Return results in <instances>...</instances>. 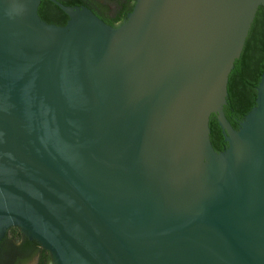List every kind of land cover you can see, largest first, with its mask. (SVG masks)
I'll list each match as a JSON object with an SVG mask.
<instances>
[{
    "label": "water",
    "instance_id": "1",
    "mask_svg": "<svg viewBox=\"0 0 264 264\" xmlns=\"http://www.w3.org/2000/svg\"><path fill=\"white\" fill-rule=\"evenodd\" d=\"M0 0V242L51 264H264V71L239 130L229 77L264 0ZM228 147L218 152L210 119Z\"/></svg>",
    "mask_w": 264,
    "mask_h": 264
},
{
    "label": "trees",
    "instance_id": "2",
    "mask_svg": "<svg viewBox=\"0 0 264 264\" xmlns=\"http://www.w3.org/2000/svg\"><path fill=\"white\" fill-rule=\"evenodd\" d=\"M62 1V0H61ZM75 0L62 1L65 5H74ZM132 8L120 11L114 20H106L111 26L116 27L117 22L126 19V14ZM40 17L50 24L65 26L69 16L50 0H42L39 7ZM264 71V7H260L255 21L250 30L242 55L235 62V67L229 77L227 104L225 115L231 122L235 119H243L255 107L257 88ZM211 140L218 152L227 149L224 142L221 127L215 115L210 119ZM0 245H40L35 240H30L19 228L10 229ZM52 257L49 251L44 250L40 255L38 264H51Z\"/></svg>",
    "mask_w": 264,
    "mask_h": 264
},
{
    "label": "flooded vegetation",
    "instance_id": "3",
    "mask_svg": "<svg viewBox=\"0 0 264 264\" xmlns=\"http://www.w3.org/2000/svg\"><path fill=\"white\" fill-rule=\"evenodd\" d=\"M57 1L64 4L62 1H71V0H62V1L57 0ZM75 2L76 4L74 5H66V6L87 7L104 22H106V20H114L120 14V11H123L125 9V7L126 9L132 8L133 11L134 6L136 4V0H75L74 3ZM55 5L58 6L57 4ZM131 12H128L126 14V19L122 20L121 22H117L118 23L117 26L125 22L127 20L128 15ZM215 117L217 118L216 115ZM244 119L245 118L243 119L237 118L233 120V122L229 120L228 121L232 124V126L236 130H239L241 127V123L244 121ZM222 135H223V131H222ZM225 141L226 140L224 137V142ZM44 250L45 249L41 245H0V264H38L40 261V255L44 253Z\"/></svg>",
    "mask_w": 264,
    "mask_h": 264
}]
</instances>
